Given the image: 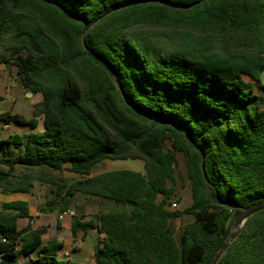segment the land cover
<instances>
[{
    "label": "trees",
    "instance_id": "obj_1",
    "mask_svg": "<svg viewBox=\"0 0 264 264\" xmlns=\"http://www.w3.org/2000/svg\"><path fill=\"white\" fill-rule=\"evenodd\" d=\"M41 100L32 117L0 123L43 131L0 155V193L28 194L37 170L55 186L41 212H65L78 194L118 209L70 215L72 235H102L94 264H208L233 216L264 202V0H0V65ZM246 78L250 79L248 82ZM139 159L144 173L92 175L104 160ZM64 168L77 180L58 184ZM188 188L189 203L181 193ZM176 204L172 208L171 204ZM192 220L175 235L173 222ZM24 200L0 207V264H72L43 241ZM216 264H264V209L246 219Z\"/></svg>",
    "mask_w": 264,
    "mask_h": 264
},
{
    "label": "rangeland",
    "instance_id": "obj_2",
    "mask_svg": "<svg viewBox=\"0 0 264 264\" xmlns=\"http://www.w3.org/2000/svg\"><path fill=\"white\" fill-rule=\"evenodd\" d=\"M248 82L250 79L246 78ZM15 82V85L11 84ZM260 84L264 86V74L260 77ZM255 92L262 93L255 86ZM25 94V95H24ZM31 94V93H30ZM22 89L16 79L15 70L0 65V112L15 111L26 117H32L34 114V105L41 100L39 94L30 95ZM38 126L30 130L27 127L18 126L15 124L8 125L5 128L0 123V140L5 139L10 135L18 134L20 136H27L30 132L41 133L43 131L42 117L37 116ZM24 151V143L19 145L4 144L0 146V155L3 157H16ZM132 170L144 173L143 162L139 159H124V160H104L99 162L93 167L92 175H97L103 172L112 170ZM27 174L30 176L28 180L32 187L28 194L24 193H0V207L2 202H9L15 200H24L29 203L32 209V219L22 218L17 222L18 228H22L32 220V227H42L45 230L43 234V241L54 238L63 244L62 249L58 251V257L72 264H94L93 251L95 245L101 240L102 235H99L96 230H88L84 238L81 237L82 232L72 235L70 231V215L65 216L63 219L59 218L60 212H41V207L44 206L45 201L50 199L55 191V186L38 180L39 173L37 170H25L22 167H16L13 171V179L21 180ZM51 176L58 184L68 186L72 181L79 178L78 175L70 173L67 168L61 171L51 172ZM184 203L190 201V194L188 188L181 191ZM118 209L113 203L99 199L91 198L78 194L76 196L75 204L71 207L70 211L76 218L82 220L94 219L100 212ZM36 213V214H35ZM192 220L191 216H183L173 222L175 235L178 234L179 229L186 223ZM37 252V251H36ZM36 252L29 255L21 256L18 259L19 264H24L31 258L35 257Z\"/></svg>",
    "mask_w": 264,
    "mask_h": 264
},
{
    "label": "water",
    "instance_id": "obj_3",
    "mask_svg": "<svg viewBox=\"0 0 264 264\" xmlns=\"http://www.w3.org/2000/svg\"><path fill=\"white\" fill-rule=\"evenodd\" d=\"M30 94V93H27ZM31 95V94H30ZM264 209V202H261L256 205L249 206L247 208L241 209V211L233 216V222L231 226V230L223 243L221 244L220 248L217 250L215 255L213 256L212 260L208 264H216L221 255L227 249L228 245L232 242V240L236 237L239 233L241 227L243 226L244 222L248 217L257 213Z\"/></svg>",
    "mask_w": 264,
    "mask_h": 264
},
{
    "label": "built area",
    "instance_id": "obj_4",
    "mask_svg": "<svg viewBox=\"0 0 264 264\" xmlns=\"http://www.w3.org/2000/svg\"><path fill=\"white\" fill-rule=\"evenodd\" d=\"M11 85L14 86L15 82H13ZM171 206H172V208H174V207H176V204L173 203V204H171ZM67 215H72V211L68 210V211H65V212H61L59 214V218L63 219ZM30 223H32V220H30Z\"/></svg>",
    "mask_w": 264,
    "mask_h": 264
},
{
    "label": "crops",
    "instance_id": "obj_5",
    "mask_svg": "<svg viewBox=\"0 0 264 264\" xmlns=\"http://www.w3.org/2000/svg\"><path fill=\"white\" fill-rule=\"evenodd\" d=\"M24 95H25V94H24ZM0 99H1V97H0ZM4 112H6V111H4ZM7 112H8V111H7ZM0 113H3V112H0ZM4 127H5V128H8V125H4ZM32 209H33V208L29 205V215H30V216H33ZM35 214H36V213H35ZM72 214H73V212H72ZM42 237H43V236H42Z\"/></svg>",
    "mask_w": 264,
    "mask_h": 264
}]
</instances>
